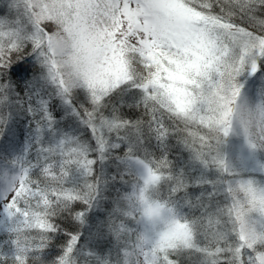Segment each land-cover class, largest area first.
Wrapping results in <instances>:
<instances>
[{
    "label": "snow or ice",
    "instance_id": "6c2138e0",
    "mask_svg": "<svg viewBox=\"0 0 264 264\" xmlns=\"http://www.w3.org/2000/svg\"><path fill=\"white\" fill-rule=\"evenodd\" d=\"M0 6V106L37 117L32 154L0 170V264H264V0ZM27 57L40 72L21 95ZM57 108L89 138L41 141ZM230 135L248 151V176L219 153ZM169 140L216 175L191 185L173 172ZM116 183L126 191L104 255L75 225Z\"/></svg>",
    "mask_w": 264,
    "mask_h": 264
},
{
    "label": "trees",
    "instance_id": "16d2710c",
    "mask_svg": "<svg viewBox=\"0 0 264 264\" xmlns=\"http://www.w3.org/2000/svg\"><path fill=\"white\" fill-rule=\"evenodd\" d=\"M4 15L5 9L3 6H0V17H4ZM26 60L27 63H25V61L19 62L20 65L28 69L27 72H21L19 86L16 88V91L20 92L21 95H23V89L25 88L26 83L31 81L34 75H39L40 72L31 57H27ZM244 95L247 97L246 91ZM123 111L132 112L134 109L125 108ZM64 112L65 111L62 108H57L52 112V128L43 129L40 134V139L45 144L49 141L54 142L58 138L65 135L71 136L83 134L84 138H89L87 130L80 127L78 121L74 117L66 118ZM36 118L35 113L29 114V112L22 107L13 105L9 110V108L0 106V120L5 121L3 125H0V170L5 172L10 171L11 164L14 160L19 158L21 155H24L25 158H27L32 154L31 150L34 142V130L36 127L34 120ZM56 127L57 131H60V137L58 136L57 138L52 139L49 136H51L50 134L52 130ZM43 136L47 137L43 138ZM238 138L239 141L236 142L232 136L229 137L230 141H228L227 144L230 148H227L225 160L234 172L240 175L248 176L251 171L246 168L244 164L245 162L242 161L240 167L233 161L234 158H237L236 153L239 151V145L237 146L234 143H243V140L240 137ZM153 151L159 154L161 149H153ZM166 155L170 161L173 172L183 174L185 179L191 185H195L197 180L204 178L203 175L205 174V170L202 169L197 162L192 160L189 152L185 150L182 145L178 144L176 140H169L167 142ZM237 167L241 168L243 171L238 170ZM114 171L115 169L111 167L107 169L108 173H112ZM210 174L214 175V172L211 171ZM117 189L126 191V189L119 183L114 185L109 184L107 189L103 192V198L99 201V203L90 211H87L82 223L75 225V229L79 232L80 237L87 248L95 251L103 249L104 255H107L109 249L113 248L115 244V238L107 233L106 222L114 207L113 200L117 196ZM201 190L202 189L198 186H190L188 188V192L192 195L199 194ZM139 218V216L136 217L137 220ZM129 219H131V217H129ZM60 223L64 225L67 222L60 221ZM99 232L105 233L102 239L97 235ZM132 239L134 240L136 237L133 236ZM59 250V245H57L55 249L49 248L46 251L53 253L58 252ZM51 259H54V256L49 258L48 264H50ZM133 264H135V258H133Z\"/></svg>",
    "mask_w": 264,
    "mask_h": 264
},
{
    "label": "rangeland",
    "instance_id": "374dc122",
    "mask_svg": "<svg viewBox=\"0 0 264 264\" xmlns=\"http://www.w3.org/2000/svg\"><path fill=\"white\" fill-rule=\"evenodd\" d=\"M244 96L246 98V95H244ZM64 115L66 116V118H72L73 117V116H71V115H69V114H67L65 112H64ZM56 131H57V127L52 130V132L50 134L51 136H49V137L52 138V139L53 138H57L58 136L60 137V131H57V132ZM230 136H232L234 138V141H236V142L239 141V138H238L239 136L238 135H230ZM46 137L43 136V138H46ZM229 137L224 138V142L219 147V153L224 159H226V155L225 154H227V148L229 147V145L227 144L228 141H230ZM234 144L237 145V146L239 145V147H238L239 151H238V153H236L237 154L236 157L238 158V161H237V158H234L233 161L236 163V165H239V166L242 163V161H244L245 162L244 164H245L246 168L251 171V168L249 167L250 161H249V158H248V151H247V149H246V147L244 145V142L241 143V144H239V143H237V144L234 143ZM237 169L243 171L241 168L237 167ZM212 172H214V175L210 174L211 171L205 170V172H204L205 174L203 175V177H207V178L214 177L216 175L215 170L214 171L212 170Z\"/></svg>",
    "mask_w": 264,
    "mask_h": 264
}]
</instances>
